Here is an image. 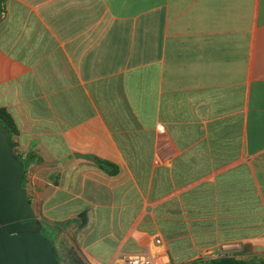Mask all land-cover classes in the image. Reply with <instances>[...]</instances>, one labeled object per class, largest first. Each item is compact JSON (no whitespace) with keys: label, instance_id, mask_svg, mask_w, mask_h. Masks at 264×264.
I'll list each match as a JSON object with an SVG mask.
<instances>
[{"label":"crops","instance_id":"0c3cea01","mask_svg":"<svg viewBox=\"0 0 264 264\" xmlns=\"http://www.w3.org/2000/svg\"><path fill=\"white\" fill-rule=\"evenodd\" d=\"M0 107L60 256L264 252V0H0Z\"/></svg>","mask_w":264,"mask_h":264},{"label":"water","instance_id":"95a60500","mask_svg":"<svg viewBox=\"0 0 264 264\" xmlns=\"http://www.w3.org/2000/svg\"><path fill=\"white\" fill-rule=\"evenodd\" d=\"M24 165L0 125V264H58L22 187Z\"/></svg>","mask_w":264,"mask_h":264},{"label":"trees","instance_id":"16d2710c","mask_svg":"<svg viewBox=\"0 0 264 264\" xmlns=\"http://www.w3.org/2000/svg\"><path fill=\"white\" fill-rule=\"evenodd\" d=\"M0 125H2L8 131L10 135V139H11L12 148L14 152L16 153V155L21 159V156L15 150V144L13 141V138L18 134L17 124L13 116L10 114V112L7 109L2 108V107H0ZM40 232L43 234L42 228ZM54 251H55V256L57 258L58 264H62L61 262L62 256H60L56 252L55 248H54ZM63 258H65L69 264H86L82 260V258L77 254V252L72 248H69L68 250H66ZM192 264H264V262L259 259L258 260H248V259L234 258L232 256H225V257H221L217 259H211V260H206V261H201V262H194Z\"/></svg>","mask_w":264,"mask_h":264},{"label":"built area","instance_id":"2783aa9c","mask_svg":"<svg viewBox=\"0 0 264 264\" xmlns=\"http://www.w3.org/2000/svg\"><path fill=\"white\" fill-rule=\"evenodd\" d=\"M239 248L237 243L221 244L217 252H212L209 258H221L229 255L231 250ZM264 262V252L258 256ZM117 264H165L162 259L147 252L123 253L116 259Z\"/></svg>","mask_w":264,"mask_h":264},{"label":"rangeland","instance_id":"374dc122","mask_svg":"<svg viewBox=\"0 0 264 264\" xmlns=\"http://www.w3.org/2000/svg\"><path fill=\"white\" fill-rule=\"evenodd\" d=\"M63 256L64 254L62 255V258H61L62 264H69L68 261L65 258H63Z\"/></svg>","mask_w":264,"mask_h":264}]
</instances>
